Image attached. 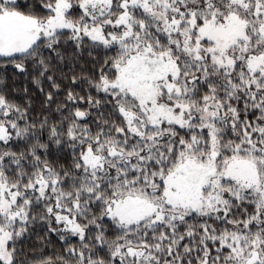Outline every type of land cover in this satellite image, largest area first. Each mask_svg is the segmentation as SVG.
<instances>
[{"label": "snow or ice", "instance_id": "1", "mask_svg": "<svg viewBox=\"0 0 264 264\" xmlns=\"http://www.w3.org/2000/svg\"><path fill=\"white\" fill-rule=\"evenodd\" d=\"M0 264H264V0H0Z\"/></svg>", "mask_w": 264, "mask_h": 264}]
</instances>
